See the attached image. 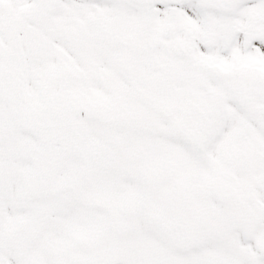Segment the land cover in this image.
Returning a JSON list of instances; mask_svg holds the SVG:
<instances>
[{
  "label": "snow or ice",
  "instance_id": "6c2138e0",
  "mask_svg": "<svg viewBox=\"0 0 264 264\" xmlns=\"http://www.w3.org/2000/svg\"><path fill=\"white\" fill-rule=\"evenodd\" d=\"M0 264H264V0H0Z\"/></svg>",
  "mask_w": 264,
  "mask_h": 264
}]
</instances>
